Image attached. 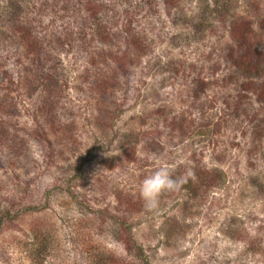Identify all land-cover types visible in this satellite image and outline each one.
Listing matches in <instances>:
<instances>
[{
  "label": "rangeland",
  "instance_id": "374dc122",
  "mask_svg": "<svg viewBox=\"0 0 264 264\" xmlns=\"http://www.w3.org/2000/svg\"><path fill=\"white\" fill-rule=\"evenodd\" d=\"M87 1L100 6L97 20ZM18 2L64 67L77 136L74 146L32 105L10 120L24 176L0 169V215L12 202L35 208L0 229V264H90L89 246L119 264L128 224L152 264H264V137L250 123L264 117L261 80L248 83L228 59L238 52L231 28L243 22L249 55L264 64V0ZM137 33L143 49L129 42ZM123 58L130 72L116 85ZM99 83H110L109 98ZM128 131L145 134L125 153ZM161 166L183 178L200 166L202 182L218 169L223 182L204 198L166 193L147 210L140 184Z\"/></svg>",
  "mask_w": 264,
  "mask_h": 264
},
{
  "label": "trees",
  "instance_id": "16d2710c",
  "mask_svg": "<svg viewBox=\"0 0 264 264\" xmlns=\"http://www.w3.org/2000/svg\"><path fill=\"white\" fill-rule=\"evenodd\" d=\"M18 1L7 0V5L0 8V28L2 27V31H0V142L1 146L5 148V151L0 152V169L3 172H7L19 168L15 172H17V175L24 176V171L21 168L22 161L19 157L20 154L22 157V151L19 153L21 144L17 143L15 136H9L8 127L12 118L23 116L22 108L30 110V105H32V110L36 114L38 113L45 120H48L51 125L60 131L61 135L71 138L69 142H72L74 146L76 145L77 132L75 131L74 123L70 120L76 115L75 109L73 111L72 106L66 104L64 97V79L66 78H64V67L57 60H54L53 57H48L51 53L44 47L37 25L26 18L27 13L20 9ZM85 3V9L90 11L92 17L97 20L95 17L100 12V6L92 1ZM243 27V22H236V25L231 28V36L238 43V46H236L238 52L235 59H228L232 61L231 63L239 75L249 79L248 83L252 84L254 80L250 78H257V81L261 80L259 83L254 84L256 86L254 93L256 101L264 104V64L260 63V61H255L257 62L255 64L254 55H249L252 46L249 44L248 35L243 32ZM100 33L102 34V29L98 27V34ZM138 35L139 33L129 36V39H131L129 42L133 43L134 48L143 49L145 45L144 47L140 46ZM242 44L244 45L242 46ZM8 52L12 53L11 58L7 55ZM119 63V66L113 69V74H111L116 85L119 84L118 74L128 75L130 72L129 63H126L124 58L119 60ZM261 77L263 79H259ZM126 82L128 83V78ZM109 84L107 83L105 86L99 83L101 95L105 98L110 97L111 89L108 88ZM25 103L28 104V107H25ZM250 121H252L250 122L251 124L255 122V129L257 130L255 136L264 137V117L256 120L253 116ZM99 124L106 128L107 123L101 121ZM183 132L187 134L188 130L186 129ZM140 135L141 133L136 131H128L124 135L122 147H125V153L132 152L131 150L144 140V137L141 138L142 135ZM192 160L197 161L194 157H192ZM15 161H18V163H15ZM199 167H197V171L194 174L185 178L182 177L178 170H173L172 172L174 178L182 179L179 190L185 191L189 196L204 198L209 194L211 188H215V186L218 188L221 185L223 178L217 169L216 173L211 175L207 182H202ZM17 184L19 188L21 184ZM165 195L166 193L160 198ZM126 202L130 206L133 204L128 199H126ZM16 204H19V202H16ZM16 204L12 202L3 210L0 215V229L5 224L14 222L17 216L35 208L33 205H28L23 207V209L19 207L15 210ZM127 226L129 227L124 229L129 233L128 239L125 238L126 240L123 243V255L119 256V258L123 259V262L119 264H152L144 246L138 243L132 234L131 225L128 224ZM34 233L35 240L40 243L38 246L42 245L45 249L44 241L47 240V237L44 232L40 229H35ZM259 244L258 242L256 244L252 242L250 250L256 249L257 246H260ZM89 247L87 248V253L90 264H113L114 257L108 259L98 253L99 251L94 246L91 249ZM128 254L133 255L132 260L128 259ZM42 263L43 261H40V264Z\"/></svg>",
  "mask_w": 264,
  "mask_h": 264
},
{
  "label": "clouds",
  "instance_id": "9594fccd",
  "mask_svg": "<svg viewBox=\"0 0 264 264\" xmlns=\"http://www.w3.org/2000/svg\"><path fill=\"white\" fill-rule=\"evenodd\" d=\"M182 179L174 178L170 168L161 166L151 175L145 177L140 184L139 195L147 210L158 207L160 197L165 193L178 191Z\"/></svg>",
  "mask_w": 264,
  "mask_h": 264
}]
</instances>
